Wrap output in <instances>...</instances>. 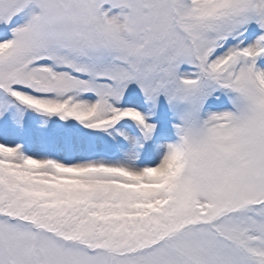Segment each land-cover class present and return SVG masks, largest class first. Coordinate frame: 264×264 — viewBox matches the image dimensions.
<instances>
[{"label":"snow or ice","instance_id":"6c2138e0","mask_svg":"<svg viewBox=\"0 0 264 264\" xmlns=\"http://www.w3.org/2000/svg\"><path fill=\"white\" fill-rule=\"evenodd\" d=\"M0 264H264V0H0Z\"/></svg>","mask_w":264,"mask_h":264}]
</instances>
